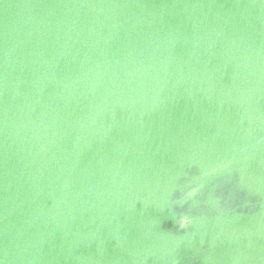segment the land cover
Returning <instances> with one entry per match:
<instances>
[{"label": "water", "instance_id": "1", "mask_svg": "<svg viewBox=\"0 0 264 264\" xmlns=\"http://www.w3.org/2000/svg\"><path fill=\"white\" fill-rule=\"evenodd\" d=\"M0 264H264V0H0Z\"/></svg>", "mask_w": 264, "mask_h": 264}]
</instances>
